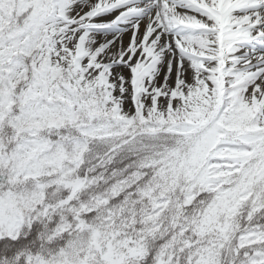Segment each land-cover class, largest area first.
Segmentation results:
<instances>
[{
    "label": "snow or ice",
    "instance_id": "snow-or-ice-1",
    "mask_svg": "<svg viewBox=\"0 0 264 264\" xmlns=\"http://www.w3.org/2000/svg\"><path fill=\"white\" fill-rule=\"evenodd\" d=\"M0 264H264V0H0Z\"/></svg>",
    "mask_w": 264,
    "mask_h": 264
}]
</instances>
